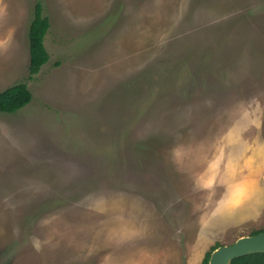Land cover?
<instances>
[{"label": "rangeland", "instance_id": "obj_1", "mask_svg": "<svg viewBox=\"0 0 264 264\" xmlns=\"http://www.w3.org/2000/svg\"><path fill=\"white\" fill-rule=\"evenodd\" d=\"M21 82L0 264H203L264 230V0H0V92Z\"/></svg>", "mask_w": 264, "mask_h": 264}, {"label": "trees", "instance_id": "obj_2", "mask_svg": "<svg viewBox=\"0 0 264 264\" xmlns=\"http://www.w3.org/2000/svg\"><path fill=\"white\" fill-rule=\"evenodd\" d=\"M43 4L38 1L35 8V15L31 21L29 28V44H30V65L29 74L31 77L40 72L41 68L50 60V54L45 45V37L50 28V20L43 13ZM33 98V94L27 83L21 82L12 85L0 92V112L15 113L23 107L27 106ZM262 230L253 232L257 233ZM220 246L216 244L211 248L203 264L209 263L212 251ZM231 264H264V253H255L238 257Z\"/></svg>", "mask_w": 264, "mask_h": 264}, {"label": "water", "instance_id": "obj_3", "mask_svg": "<svg viewBox=\"0 0 264 264\" xmlns=\"http://www.w3.org/2000/svg\"><path fill=\"white\" fill-rule=\"evenodd\" d=\"M264 253V231L243 235L231 244H223L215 248L208 264H231L238 257Z\"/></svg>", "mask_w": 264, "mask_h": 264}]
</instances>
